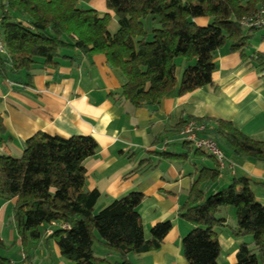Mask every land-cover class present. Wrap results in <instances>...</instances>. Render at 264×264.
Masks as SVG:
<instances>
[{
	"label": "trees",
	"instance_id": "1",
	"mask_svg": "<svg viewBox=\"0 0 264 264\" xmlns=\"http://www.w3.org/2000/svg\"><path fill=\"white\" fill-rule=\"evenodd\" d=\"M106 4L115 14V29L111 14L84 7L80 0H0V32L7 49L6 54L0 53L1 77L14 75L19 83L32 85L38 66H57L60 58L76 59V54L68 53L71 50L103 53L108 64L126 78L112 96L134 107H155L176 85L180 95L208 85L216 88L215 57L226 44L264 72V52H249L256 36L251 31L261 29L249 17L264 0H106ZM198 17H208L209 23L200 25L195 20ZM193 118H182L172 129L187 150L159 149L156 145L165 139L155 137L149 152L172 161L193 152L213 162L200 168L179 209V215L193 225L182 239L183 253L190 264H219L218 229L229 225L220 212L233 207L232 234L251 237L240 244L235 264H264V203L253 189L264 182L234 175L227 186L208 193L204 186L218 181L220 163L206 149L185 139L183 131L190 120H196L207 128L199 135L209 136L211 131L236 154L258 161H264V141L250 137L229 120ZM11 139L0 112V199L14 201L13 220L23 245L28 239H40L42 225L54 223L58 225L49 238L73 264H136L129 258L131 253L162 246L172 221L157 222L146 238L139 212L142 192L132 191L96 210L101 194L87 188L85 165L100 149L93 136L62 137L38 131L24 141L19 156L2 151ZM98 241L118 251L120 259L98 256L94 250ZM0 264L11 261L0 255Z\"/></svg>",
	"mask_w": 264,
	"mask_h": 264
},
{
	"label": "crops",
	"instance_id": "2",
	"mask_svg": "<svg viewBox=\"0 0 264 264\" xmlns=\"http://www.w3.org/2000/svg\"><path fill=\"white\" fill-rule=\"evenodd\" d=\"M80 4L95 8L100 14L109 13L112 22L116 21L106 0H80ZM195 20L200 25L209 23L208 17ZM254 50L264 52V33L252 39L249 52ZM68 53L76 54V59L60 58L57 66H38L32 85L19 83L14 75L10 79L0 75V112L7 133L12 137L2 151L19 156L24 141L38 131L62 137L93 136L100 149L85 160V165L87 188L98 189L101 194L96 210L132 191H140L144 194L139 212L145 237H151V227L157 222L171 220L173 224L159 249L131 253L129 258L136 264H190L183 253L182 239L193 225L179 215V209L200 168L212 166L213 162L200 155L194 156L193 152L183 160L163 159L149 153L154 149L152 142L155 137L165 139L156 147L183 151L181 138L172 129L182 118L190 116L229 120L250 137L264 141V72L226 44L215 57L216 88L208 85L180 95L176 85L157 106L134 107L112 96L126 78L119 68L108 64L103 53L80 54L76 50ZM219 140L225 141L221 142L224 149L219 145L226 155V164L218 181L204 186L208 193L227 186L234 175L244 174L264 182V161L238 155L225 139ZM166 142L175 146H164ZM146 158L148 162L142 164L141 160ZM255 185L264 188L261 184ZM259 192L261 201L264 192ZM13 204V200H2L0 222L6 215L5 209L12 208ZM233 213L235 210L228 208L220 212L229 225H235L231 223ZM13 223L18 232L14 220ZM57 225H42L38 243L32 241L33 252L21 245L20 255L4 257L9 258L11 264L21 261L22 255L29 257L30 264H73L61 256L56 242L49 238ZM229 225L218 229L222 247L219 264H235L240 244L251 241L250 236H234ZM3 231H0V246L6 247L10 240L22 244L19 233L17 236L12 230L6 237ZM94 250L98 256L120 259L118 251L100 241L95 243Z\"/></svg>",
	"mask_w": 264,
	"mask_h": 264
},
{
	"label": "built area",
	"instance_id": "3",
	"mask_svg": "<svg viewBox=\"0 0 264 264\" xmlns=\"http://www.w3.org/2000/svg\"><path fill=\"white\" fill-rule=\"evenodd\" d=\"M2 15L0 13V27H1ZM249 22L258 27H264V5L255 13L254 16L249 17ZM0 53L6 54L7 49L5 42L0 32ZM206 125L198 123L196 120H190L185 130L183 131L184 138L193 142L194 145L206 149L208 152L213 154L220 163L221 169L225 167L226 155L221 147L207 135H199L200 132L206 130ZM19 264H28L25 258Z\"/></svg>",
	"mask_w": 264,
	"mask_h": 264
},
{
	"label": "rangeland",
	"instance_id": "4",
	"mask_svg": "<svg viewBox=\"0 0 264 264\" xmlns=\"http://www.w3.org/2000/svg\"><path fill=\"white\" fill-rule=\"evenodd\" d=\"M117 27V25H116V23L115 22H112V24H111V28L112 29H115ZM245 31H248V27H245V29H244ZM251 32H255L256 33V35H259V34H261V33H264V28H261V29H259V30H253V31H251ZM210 133V135L208 136V137H210L212 140H214V141H216V143L219 145V143H220V145L223 147V149L225 148L224 147V144L223 143H221V142H225V141H223V140H219V139H221V138H219V137H216L213 133H211V131L209 132ZM173 146H175V145H171V147H173ZM180 146L181 147H183L182 146V144H180ZM180 147V148H181ZM184 148V147H183ZM173 149V148H172ZM185 150H187V148H184ZM210 160V159H209ZM253 189H254V191H255V193H256V196H257V198L258 197H260L259 196V194L258 193H260L259 191H263L264 192V188L263 187H257L256 188V185H253ZM262 199V198H261ZM261 202L262 203H264V198L261 200ZM1 205H2V200L0 199V207H1ZM13 208V207H12ZM11 207H7L5 210H7V212H6V215L3 217V219L1 220V222H0V231H2L3 229L5 230V231H3L2 232V234H4V235H6V237H7V235L9 236V234L11 233V231L13 230L14 231V233L18 236V232L17 231H15V227H14V223H13V219H12V214H13V209H12ZM228 209L229 210H234V208L233 207H228ZM5 218V219H4ZM234 221V222H233ZM233 221H231V223H233V224H235L236 223V216H235V213H233ZM11 242H9L8 243V245L6 246V247H2V246H0V254L2 255V256H7V257H9V258H11V256L12 255H15V254H19L20 255V253H21V251H22V246L21 245H23V244H21L20 242L18 243V244H16L15 242H13V240H10ZM35 242V244L36 243H38L37 241H34ZM32 244H33V242H32V240H30V239H28V241H27V243L24 245V246H26L27 247V249H30L32 252L34 251V248H33V246H32ZM10 251V252H9ZM11 255V256H10ZM25 258V260H28L27 259V255H22V259H21V261L23 260ZM21 261H19L17 264H19V263H21ZM27 263L28 264H30V262H28L27 261Z\"/></svg>",
	"mask_w": 264,
	"mask_h": 264
}]
</instances>
